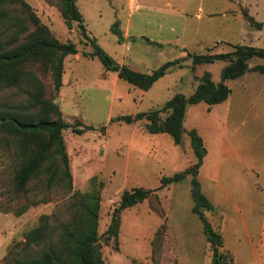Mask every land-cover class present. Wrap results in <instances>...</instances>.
<instances>
[{
	"label": "rangeland",
	"instance_id": "1",
	"mask_svg": "<svg viewBox=\"0 0 264 264\" xmlns=\"http://www.w3.org/2000/svg\"><path fill=\"white\" fill-rule=\"evenodd\" d=\"M26 1L59 41L74 42L81 54L94 49L90 39L119 64L143 73L176 61L148 90H141L120 78L115 81L112 71L104 78L106 69L97 57L81 56L72 61L71 69L66 66L65 85L55 95L69 124L92 127L83 133L68 127L63 138L73 188L92 189V176L103 184L98 233L104 263L211 264L202 222L192 211L190 175L161 184L162 178L196 161L188 135L195 129L206 148L197 178L217 209L203 210L205 217L220 231L234 264H264V73L250 70L227 80L231 92L221 103L188 104L180 144L167 133H149L146 118L118 120L161 109L176 93L191 94L205 72L214 82L220 80L227 62L193 65L189 53L230 52L240 44L263 47L264 0H76L89 39L76 22L69 29L56 6ZM115 21L124 35L122 42L110 29ZM257 64L264 65V58L249 60L251 67ZM8 166L0 151V176L7 174ZM138 186L155 190L163 216L144 200L120 213L117 237L107 238L111 212L122 191ZM55 203L30 207L20 216L0 210V264H7L8 248L24 240L39 215L51 212ZM164 221V236L155 237Z\"/></svg>",
	"mask_w": 264,
	"mask_h": 264
},
{
	"label": "trees",
	"instance_id": "2",
	"mask_svg": "<svg viewBox=\"0 0 264 264\" xmlns=\"http://www.w3.org/2000/svg\"><path fill=\"white\" fill-rule=\"evenodd\" d=\"M44 1L57 7L69 29L76 22L88 38L76 0ZM255 25L261 27L263 23L255 22ZM110 29L119 42L125 39L117 21ZM141 38L161 45L147 37ZM89 41L94 49L84 55L97 57L106 70L116 72L118 78L141 90H148L176 62L172 60L152 73H143L119 64L94 40ZM75 53L76 44L70 40L59 41L26 0H0V151L9 161L7 174L0 176V210L20 216L30 207L56 202L51 212L39 215L37 224L25 232L24 240L8 248L7 264H105L98 233L103 184L97 181V176H92L89 181L92 189L73 188L63 138V130L68 127L77 133L92 127L85 125L76 129L64 120L55 102L62 86L64 58ZM188 56L193 65L217 60L227 62L220 71V80L214 82L205 72L191 94L176 93L161 109L118 116V120L132 123L146 118L145 129L149 133H167L175 144H180L188 104L221 103L231 92L227 80L237 79L250 70L264 73V65H249L252 58H264V46L240 44L230 52L189 53ZM188 135L196 161L183 171L162 178L161 184L166 186L190 175L192 211L202 222L210 245V262L234 264V256L224 247L220 231L214 229L203 213V210L217 211L201 191L197 178L206 155L204 141L195 129H190ZM144 200H148L155 213L163 216L160 198L154 189L143 186L125 189L111 212L107 238L117 237L120 213ZM166 228L164 221L155 237L164 236ZM153 261L156 263L157 259L153 257Z\"/></svg>",
	"mask_w": 264,
	"mask_h": 264
},
{
	"label": "crops",
	"instance_id": "3",
	"mask_svg": "<svg viewBox=\"0 0 264 264\" xmlns=\"http://www.w3.org/2000/svg\"><path fill=\"white\" fill-rule=\"evenodd\" d=\"M72 28V27H71ZM70 28V29H71ZM77 47V46H76ZM81 56H86V55H84V52L81 54V52L79 51V49H78V47H77V53H75V54H72V55H68V56H66L65 58H64V61H63V69H64V71H63V74H62V86L63 85H65V83H63V75L65 74V69H66V66L68 67V68H72V66H73V63H72V61H76V62H78L80 59H81ZM89 57V56H88ZM91 58H93V57H91ZM71 72H72V70H71ZM109 70H105V72H104V74H103V77L104 78H108V76H109ZM116 73V72H115ZM246 73H248V72H246ZM245 73V74H246ZM244 74V75H245ZM117 75V74H116ZM244 75L243 76H241V77H244ZM117 78L118 77H113V79L115 80V81H117ZM69 80H70V77H69ZM68 80V83L70 82ZM62 86H61V88H62ZM60 107V106H59ZM60 110H61V108H60ZM61 112H62V110H61ZM63 113V112H62ZM62 116H63V114H62ZM64 118V117H63ZM65 120V119H64ZM66 121V120H65ZM66 146V145H65ZM199 172V171H198ZM198 176V175H197Z\"/></svg>",
	"mask_w": 264,
	"mask_h": 264
}]
</instances>
